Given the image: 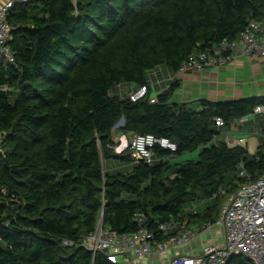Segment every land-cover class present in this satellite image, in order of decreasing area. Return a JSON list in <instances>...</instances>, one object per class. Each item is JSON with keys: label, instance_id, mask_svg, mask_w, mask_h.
Returning <instances> with one entry per match:
<instances>
[{"label": "trees", "instance_id": "1", "mask_svg": "<svg viewBox=\"0 0 264 264\" xmlns=\"http://www.w3.org/2000/svg\"><path fill=\"white\" fill-rule=\"evenodd\" d=\"M6 19L13 62L0 55V264H111L80 243L100 219L107 231L146 228L166 241L161 224L214 223L227 195L264 174V138L251 153L222 137L264 109V95L174 102L176 78L157 93L150 80L159 67L175 74L190 55L238 40L251 21L264 29V0H31ZM123 84L148 93L132 101ZM115 132L165 137L177 151L156 145L151 163L138 162L130 148L115 152ZM197 149V161L173 160ZM228 264L253 263L233 255Z\"/></svg>", "mask_w": 264, "mask_h": 264}, {"label": "built area", "instance_id": "2", "mask_svg": "<svg viewBox=\"0 0 264 264\" xmlns=\"http://www.w3.org/2000/svg\"><path fill=\"white\" fill-rule=\"evenodd\" d=\"M29 1L31 0H7L0 7V55L9 63L13 62L7 47L12 27L7 22V13L11 8ZM234 55L264 58V29L260 23L249 22L236 41L225 40L215 45L212 51L190 55L175 73V78L189 71L222 66ZM156 70L150 73V78L156 75ZM147 93L148 86L142 85L132 91L128 97L132 101H138ZM155 100L153 96L151 102ZM263 114V107L258 106L251 115L240 119L232 128L243 127L244 123L250 122L251 119L255 121ZM215 122L219 128L223 126L221 119L218 118ZM250 127L254 137L264 138V131L256 130L255 125ZM243 133L248 134L247 131ZM230 138L231 143L230 140L227 141L229 145L233 142H237V145L245 144L243 136ZM127 142L132 157L138 162L143 161L147 164L153 160V149L156 145L170 152L177 151L176 144L168 138H157L152 134L134 135ZM3 144L4 137L0 133V154H3ZM242 175L244 171L239 174ZM221 194H225V191L222 190ZM191 210L195 211L194 208ZM144 219L142 213L135 216V220L140 225ZM215 226L222 230L221 242L212 240L197 254L177 251L180 247L191 244L201 232L207 231L212 235ZM159 231L162 237H168V240L159 241L157 235L146 228L134 234H117L105 230L100 222L93 233L80 239V243L90 250L93 256L97 252L105 253L111 264H147L149 259L160 260L161 264H228L233 255H244L253 264H264V174L258 180L248 182L236 192L227 195L216 222L206 223L201 229L193 230L187 227L185 219L179 218L161 224ZM64 244L69 246L72 242L65 241Z\"/></svg>", "mask_w": 264, "mask_h": 264}, {"label": "crops", "instance_id": "3", "mask_svg": "<svg viewBox=\"0 0 264 264\" xmlns=\"http://www.w3.org/2000/svg\"><path fill=\"white\" fill-rule=\"evenodd\" d=\"M6 2L7 0H0V7ZM174 79L175 74L162 66L156 70V75L151 77V86L157 93L166 89ZM176 80L181 83V87L172 97L174 102H191L199 98L218 101L260 96L264 95V58L259 56L249 58L243 55H234L233 58L222 66H212L201 71H189L177 77ZM120 89L123 95L128 96L136 87L134 85L123 84ZM251 125H255L256 130L261 129L264 131V115H259L255 121L244 123L243 127L235 126L225 131L226 142L230 140L231 143L232 139L230 137L238 138L243 136L245 137V145L249 147L247 138L249 136L254 137ZM245 131L248 132L247 135L243 133ZM254 138L258 141H253L251 144L253 152H255L260 144V139H263V137ZM236 143L233 142L230 145H237ZM212 235L207 231L201 232L191 244L182 246L177 251L184 254H197L212 240L218 243L221 242L222 230L220 227L215 226Z\"/></svg>", "mask_w": 264, "mask_h": 264}, {"label": "rangeland", "instance_id": "4", "mask_svg": "<svg viewBox=\"0 0 264 264\" xmlns=\"http://www.w3.org/2000/svg\"><path fill=\"white\" fill-rule=\"evenodd\" d=\"M193 101H191V102H193ZM251 121H253V120H251ZM120 126L121 125H119L118 127H120ZM118 127H116V129ZM222 137L225 138V132H224V134H222ZM114 139H115V141H119V143H120V145L115 149L116 153L119 154V153H122L123 151L128 149V142H127V139H129L128 137H123L122 135H120L119 132H115L114 133ZM247 139H248V143H249L248 150L251 153H253V148H252L251 144L253 141L257 142L258 140H256L254 137H251V136H249ZM243 146H246V145L244 144ZM199 152H200V150L197 149L195 151L184 154L183 156H181L178 159L174 158L173 160H178V161L194 160V161H197L198 157H199ZM211 203H212V201L204 202V203L199 204L197 207L193 206L192 208L197 209L200 212V211H203L206 208V206L210 205ZM100 222H101V219L99 220V223ZM147 264H161V261L160 260L152 261L151 259H149L147 261Z\"/></svg>", "mask_w": 264, "mask_h": 264}, {"label": "water", "instance_id": "5", "mask_svg": "<svg viewBox=\"0 0 264 264\" xmlns=\"http://www.w3.org/2000/svg\"><path fill=\"white\" fill-rule=\"evenodd\" d=\"M123 124H124V119L122 118V119L117 123L116 127L119 126V125H123ZM127 141H128V139H127Z\"/></svg>", "mask_w": 264, "mask_h": 264}]
</instances>
